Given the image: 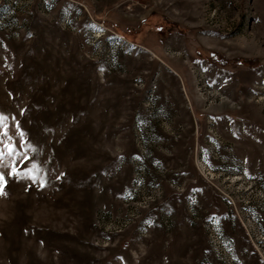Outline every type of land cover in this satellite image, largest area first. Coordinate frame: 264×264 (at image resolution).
Instances as JSON below:
<instances>
[{"label":"rangeland","instance_id":"374dc122","mask_svg":"<svg viewBox=\"0 0 264 264\" xmlns=\"http://www.w3.org/2000/svg\"><path fill=\"white\" fill-rule=\"evenodd\" d=\"M0 116V264H264V0H0Z\"/></svg>","mask_w":264,"mask_h":264},{"label":"snow or ice","instance_id":"6c2138e0","mask_svg":"<svg viewBox=\"0 0 264 264\" xmlns=\"http://www.w3.org/2000/svg\"><path fill=\"white\" fill-rule=\"evenodd\" d=\"M4 119V117L0 116V122H2ZM5 127L2 123H0V128ZM4 135H6V132L4 133ZM4 148L7 150V153L9 155H12L15 151L14 146H12L11 144H5ZM5 155L4 151H0V157H3ZM24 159H27V157H24ZM33 168H35V165H33ZM24 172L29 173L31 170L30 169H23ZM9 175H19V172L17 170V166L15 164V162H13L12 167H11V171L9 172ZM4 182V176L3 174H0V186H2Z\"/></svg>","mask_w":264,"mask_h":264}]
</instances>
